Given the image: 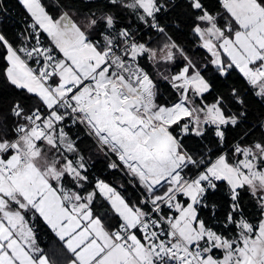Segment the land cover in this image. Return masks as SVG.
Listing matches in <instances>:
<instances>
[{
    "label": "snow or ice",
    "instance_id": "1",
    "mask_svg": "<svg viewBox=\"0 0 264 264\" xmlns=\"http://www.w3.org/2000/svg\"><path fill=\"white\" fill-rule=\"evenodd\" d=\"M16 2L24 30H0V264H54L34 223L66 264H264V113L248 122L264 0Z\"/></svg>",
    "mask_w": 264,
    "mask_h": 264
},
{
    "label": "trees",
    "instance_id": "2",
    "mask_svg": "<svg viewBox=\"0 0 264 264\" xmlns=\"http://www.w3.org/2000/svg\"><path fill=\"white\" fill-rule=\"evenodd\" d=\"M49 2H54V0H49ZM3 3L5 4L4 6H3ZM3 9H8V10L11 9V11L10 12L5 11L3 12L2 15H0V18L2 20L0 21V30L5 31L9 39H13L19 32L23 31L24 25L26 22L25 16H24L23 10L19 7L16 0H0V11H2ZM172 19H173L172 16H167L165 19L161 20V23L163 25L169 26L170 35H173V37L177 40V42L180 43L182 46H185L186 48H188L189 53L191 54V52L193 51V48L191 45L186 43V41L188 40V36L180 34L178 30L177 31L172 30V24H171ZM144 39L147 40L148 37L144 36ZM153 39H156V37L153 36ZM143 63L145 64L146 70L153 73V76L155 78V70L152 69V67L148 65L147 62H143ZM240 83L242 82L238 81L237 86H239ZM249 99L252 102L250 103V115H249L248 122L255 123L256 120L260 118L261 114L264 113V105H261L258 102H255L254 98L252 97H249ZM95 175H99L101 177L108 176L109 180L115 179L111 177L107 173V171L104 169L103 162L96 164ZM123 182L127 183L126 180ZM120 190L124 192L125 196L131 197L132 199H135V197L139 196L137 192L135 193V195H133L134 189H132L131 185H128V191H124L123 189H120ZM245 202H247V198ZM33 227L36 230V234H37L38 242L40 246L44 249V251L47 254H49L54 264H66V253L61 247V242L50 231V229H48L42 223L40 224L34 223Z\"/></svg>",
    "mask_w": 264,
    "mask_h": 264
},
{
    "label": "bare ground",
    "instance_id": "3",
    "mask_svg": "<svg viewBox=\"0 0 264 264\" xmlns=\"http://www.w3.org/2000/svg\"><path fill=\"white\" fill-rule=\"evenodd\" d=\"M4 5H5V4L3 3V6H4ZM4 8H5V7H4ZM7 11H9V12H10V11H11V9H9V10L7 9ZM20 20H21V18H20ZM137 193H138V192H137ZM138 195H139V193H138Z\"/></svg>",
    "mask_w": 264,
    "mask_h": 264
},
{
    "label": "built area",
    "instance_id": "4",
    "mask_svg": "<svg viewBox=\"0 0 264 264\" xmlns=\"http://www.w3.org/2000/svg\"><path fill=\"white\" fill-rule=\"evenodd\" d=\"M0 21H2L1 18H0ZM25 23H26V22H25ZM24 28H25V25H24ZM23 30H24V29H23ZM21 32H22V31H21ZM19 33H20V32H19ZM19 33H18V34H19ZM142 34H143V33H142Z\"/></svg>",
    "mask_w": 264,
    "mask_h": 264
},
{
    "label": "crops",
    "instance_id": "5",
    "mask_svg": "<svg viewBox=\"0 0 264 264\" xmlns=\"http://www.w3.org/2000/svg\"><path fill=\"white\" fill-rule=\"evenodd\" d=\"M51 231V230H50ZM54 234V233H53ZM55 235V234H54Z\"/></svg>",
    "mask_w": 264,
    "mask_h": 264
}]
</instances>
